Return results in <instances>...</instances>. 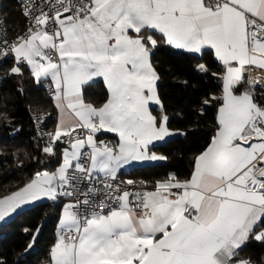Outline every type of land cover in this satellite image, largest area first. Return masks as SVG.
Here are the masks:
<instances>
[{"label": "snow or ice", "instance_id": "snow-or-ice-1", "mask_svg": "<svg viewBox=\"0 0 264 264\" xmlns=\"http://www.w3.org/2000/svg\"><path fill=\"white\" fill-rule=\"evenodd\" d=\"M18 3L25 26L14 39L0 16V69L10 65L0 87L28 77L47 89L58 120L38 148L60 163L0 196V221L69 198L46 264H264L245 255L264 247V0ZM161 46L211 56L215 71L199 60L193 71L210 73L219 94L200 101V115L215 111L214 131L189 176L170 173L149 188L121 170L166 160L153 149L177 134L158 91ZM101 82L105 99L88 102Z\"/></svg>", "mask_w": 264, "mask_h": 264}, {"label": "trees", "instance_id": "trees-1", "mask_svg": "<svg viewBox=\"0 0 264 264\" xmlns=\"http://www.w3.org/2000/svg\"><path fill=\"white\" fill-rule=\"evenodd\" d=\"M2 3L0 16L7 13L11 34L22 31L25 20L15 0H2ZM197 60L216 70L211 56L193 59L167 46H161L155 53L154 63L161 75L158 91L169 116V127L174 132L188 134H179L153 149L157 155L167 157L166 160L135 168L122 174L125 178L154 183L170 173L180 179L189 176L194 157L204 150L214 131L215 111L208 107L200 115V101L205 94H219L215 78L210 73L208 78L201 79L193 71ZM9 66L5 65L0 72ZM184 80H188L189 84L185 85ZM104 99L103 85L88 91V102L100 104ZM0 112L7 114L6 119L0 116V196H3L22 187L36 171H54L60 161L58 157L49 158L39 151L38 145L42 141L34 129L36 114L47 116L49 130L55 119V108L45 88L38 89L28 77L8 80L0 87ZM156 112L158 110H154V114ZM66 202L68 199L62 198L55 203H39L0 225V260L6 261V264H46L50 249L57 240L62 205ZM37 229L39 234L32 249L25 251ZM245 255L260 261L264 259V247L258 244L252 246Z\"/></svg>", "mask_w": 264, "mask_h": 264}, {"label": "crops", "instance_id": "crops-1", "mask_svg": "<svg viewBox=\"0 0 264 264\" xmlns=\"http://www.w3.org/2000/svg\"><path fill=\"white\" fill-rule=\"evenodd\" d=\"M170 49H171V48H170ZM172 50H174V51H176V52H179L178 50H175V49H172ZM158 83H159V82H158ZM100 84L103 85L102 82H101ZM94 88H96V87H94ZM94 88H93V89H94ZM91 89H92V88H91ZM92 103H93V102H92ZM94 104H97V103H94ZM154 110H159V106H155V105H154V106H153V111H154ZM57 120H58V114H57V111L55 110V119H54V121H53V122L51 123V125H50V131H53V130H54ZM175 136H177V134L174 135V136H172V137H175ZM172 137H168V138H166L164 141L157 142V146L162 145L165 141H167L168 139H170V138H172ZM101 138H103V139H104V138H107V139H109V140L115 139L114 135L111 134V133H103V134L101 135ZM161 162H163V160H162V161L133 162L132 164H130V165L126 166L124 169H122V170H121V173H122V174H126V173L130 172L131 170H133V169H135V168L142 167V166H145V165H153V164H157V163H161ZM126 179H128V178H126ZM153 184H154V183H153ZM46 201H49V200H47V199H42V200H40V201H36V202H33L32 204H29V205L24 206L22 210H18L17 213H15V214H13L11 217L7 218L6 221H0V225L4 224L5 222H7V221H9V220H11V219H13L18 213H20V212H22V211H25V210H27V209H30V208L36 206L37 204L42 203V202H46ZM59 227H60V226H59V223H58V230H59Z\"/></svg>", "mask_w": 264, "mask_h": 264}, {"label": "built area", "instance_id": "built-area-1", "mask_svg": "<svg viewBox=\"0 0 264 264\" xmlns=\"http://www.w3.org/2000/svg\"><path fill=\"white\" fill-rule=\"evenodd\" d=\"M0 2H2V0H0ZM15 3H16V4L18 5V7H19L18 0H15ZM1 11H2V9H0V12H1ZM8 28H9V27H8ZM23 29H24V28H23ZM22 31H23V30H22ZM22 31H20V32H18V33H15V34H11V35H9V36H8V39H9V40L14 39L15 36L18 35V34H21ZM45 90H46V92H47V94H48V91H47L46 88H45ZM48 95H49V94H48ZM36 117H41L42 119H44V123H43V124L38 123L37 120H36ZM47 125H48V118H47V116H46L45 114H36V115L34 116V129H35V131H36V134H37L38 138L42 141V143H43L44 141L47 140V137H46V136H43V134L46 133V132H49V131H50V130L47 128ZM42 136H43V139H42ZM104 139L109 140V139H107V138H104ZM122 179L127 180L123 175H122ZM132 180H133V179H132ZM141 180L146 181V182L148 183L149 188L152 187L153 182H151L150 180L139 179V180H134V181L139 182V181H141ZM67 199L69 200V198H67ZM57 236H58V232H57Z\"/></svg>", "mask_w": 264, "mask_h": 264}, {"label": "rangeland", "instance_id": "rangeland-1", "mask_svg": "<svg viewBox=\"0 0 264 264\" xmlns=\"http://www.w3.org/2000/svg\"><path fill=\"white\" fill-rule=\"evenodd\" d=\"M176 133H177V135H179L180 132H176ZM165 142H166V141H165ZM165 142H164V143H165ZM164 143H163V144H164Z\"/></svg>", "mask_w": 264, "mask_h": 264}]
</instances>
